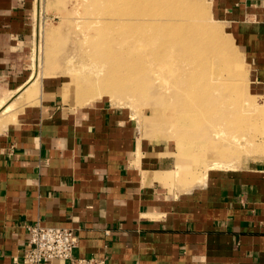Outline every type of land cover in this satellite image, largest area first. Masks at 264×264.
<instances>
[{"label":"crops","instance_id":"1","mask_svg":"<svg viewBox=\"0 0 264 264\" xmlns=\"http://www.w3.org/2000/svg\"><path fill=\"white\" fill-rule=\"evenodd\" d=\"M213 4L264 84V0ZM33 9L0 0V94L32 79ZM64 84L42 77L38 105L0 130V264H28L37 221L74 228L75 254L108 264H264V156L178 190L169 155L133 116L107 101L72 104Z\"/></svg>","mask_w":264,"mask_h":264},{"label":"rangeland","instance_id":"2","mask_svg":"<svg viewBox=\"0 0 264 264\" xmlns=\"http://www.w3.org/2000/svg\"><path fill=\"white\" fill-rule=\"evenodd\" d=\"M127 1L33 0L34 37L28 47L32 79L18 91L0 94V130L38 105L42 77L56 76L65 82L64 92L71 94L72 104L107 101L133 116L140 135L150 139L157 152L169 155L165 166L178 190L192 188L195 180L204 179L212 168L238 169L264 156V84L253 78L243 50L228 22L215 11L213 0L181 1L184 7L196 3L198 21L220 32L213 33L210 51H219L224 62L214 61L207 67L212 74L203 79L205 92L200 89L204 107L210 106L211 111H191L184 103L176 106L185 99L171 96L173 90L164 89L171 83L152 76L153 72L163 73V68L149 64L139 68L137 57L122 50L121 41L145 35L142 30L134 33V26L121 20L124 15H119V10L129 6ZM131 4L139 11L146 8L145 2L132 0ZM175 7L165 5L167 11ZM159 17L181 18L178 13ZM165 27L168 33L175 29L172 22ZM223 37L231 43L230 51ZM199 49L202 56L210 53L204 46ZM127 70L134 71L133 76H123Z\"/></svg>","mask_w":264,"mask_h":264},{"label":"bare ground","instance_id":"3","mask_svg":"<svg viewBox=\"0 0 264 264\" xmlns=\"http://www.w3.org/2000/svg\"><path fill=\"white\" fill-rule=\"evenodd\" d=\"M181 1L182 0H133L134 3L139 4L145 2L147 10H143L145 8L144 7L139 11V9H136L135 6L132 7V0H128L127 3H129V6L119 10V15H124L120 18L122 21L127 20L124 22L128 23L129 26H134V33L145 31V35L140 36L137 34V37L134 35L135 37L132 40L128 41L126 39V41H121L123 42L121 43L122 50L127 51L134 57H137L140 62L138 63L139 68L142 66H148L147 64L155 65V69L160 67L163 68L160 69L163 71V73L161 72L156 75V73L153 72L152 76L154 78L158 76V79L161 78L160 80H162V78L166 79V81H168L167 83H171V86H168L164 89L170 91L173 90L171 91V96L173 95L177 99H185V102H178L176 106H182L184 103L186 104L184 106L188 105L189 109L191 106V111L196 109L199 110L201 108L204 110V108L206 109V107H204L206 105L205 98H203L204 96L202 95L204 93H201L200 91H204L206 89L205 85L202 86V84L206 83V81H203V79H207V77H210L212 74H210L207 67H212V62L214 61H219V63L222 61L224 62V60H220L222 57L219 55V51H210L213 33L220 32L218 29L214 28L215 26L208 27L204 23L198 21L196 7L194 6L196 3L191 5L187 3V7H184L185 4L181 3ZM122 2L123 1H121V3ZM166 3H168L170 6L176 5L175 9H169L167 11L165 9ZM162 6L164 7V9L161 8L163 12L158 9ZM162 13H171L173 16H176L178 13L181 18L174 17L173 21L172 18L169 17L165 18L164 20L159 17V15ZM125 15L126 17L128 16V18H126ZM122 17H125L126 19ZM111 21L112 20H110V22ZM171 22L175 29L170 30L168 33V30L165 26H169ZM147 25H149L148 30L145 29ZM223 38L226 40L225 47H227L229 50L231 43L225 37ZM202 46L209 49L210 53L208 55L206 53L207 56L201 55L199 47L201 48ZM124 73V75H121L128 78L133 76L134 71L127 70ZM208 81H210V79ZM207 88H212V85H207ZM199 93H201L202 96ZM218 103L220 104L221 101ZM206 110L211 111L210 106H208V109Z\"/></svg>","mask_w":264,"mask_h":264},{"label":"built area","instance_id":"4","mask_svg":"<svg viewBox=\"0 0 264 264\" xmlns=\"http://www.w3.org/2000/svg\"><path fill=\"white\" fill-rule=\"evenodd\" d=\"M29 231L28 248L23 261L28 264H47L55 259L66 260L69 264H108L109 257L75 254L79 246V235L72 227L45 225L40 221L27 224Z\"/></svg>","mask_w":264,"mask_h":264}]
</instances>
